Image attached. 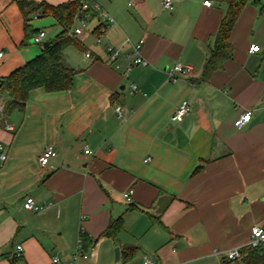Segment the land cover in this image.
<instances>
[{"label":"crops","instance_id":"crops-1","mask_svg":"<svg viewBox=\"0 0 264 264\" xmlns=\"http://www.w3.org/2000/svg\"><path fill=\"white\" fill-rule=\"evenodd\" d=\"M70 1L0 0V80L62 31L34 8ZM204 1L173 0L168 11L163 0H93L96 17L64 51L71 88H37L23 111L0 110V264H231L226 254L248 247L252 228L264 225V0L245 6L229 38L233 56L209 80L203 69L227 6ZM106 15L115 23L97 44ZM41 30L47 38L34 44ZM127 39L144 40L148 65L125 74ZM252 45L260 51L250 54ZM109 46L120 52L119 69ZM176 64L193 74L170 82ZM185 100L191 110L177 123ZM246 112L250 122L237 130ZM46 146L57 155L41 169ZM27 198L37 213L24 209ZM118 219L116 237L103 238ZM80 239L88 258L75 261Z\"/></svg>","mask_w":264,"mask_h":264},{"label":"trees","instance_id":"trees-1","mask_svg":"<svg viewBox=\"0 0 264 264\" xmlns=\"http://www.w3.org/2000/svg\"><path fill=\"white\" fill-rule=\"evenodd\" d=\"M85 1L89 10L82 12L81 4ZM93 0H76L57 6L40 4L33 12L41 10L40 16H52L56 19L62 31L49 41V46L43 48L40 55L27 62L22 68L13 72L7 78L0 80V97L7 96L8 100L3 110L4 116L13 111H23L28 100L29 92L44 87L49 92L69 90L75 70L64 62V51L77 44L76 38L70 36L74 20L83 15L96 17L92 9ZM258 5V0H219L227 6L226 14L214 37L209 56L206 59L203 78L209 80L211 75L220 70L224 63L232 58L233 48L229 42L231 32L249 2ZM121 219L112 222L102 234L103 238H115L122 229ZM84 246L88 239H84ZM84 251V250H83ZM242 264H264V251L250 247L241 250Z\"/></svg>","mask_w":264,"mask_h":264},{"label":"built area","instance_id":"built-area-1","mask_svg":"<svg viewBox=\"0 0 264 264\" xmlns=\"http://www.w3.org/2000/svg\"><path fill=\"white\" fill-rule=\"evenodd\" d=\"M163 7L168 10V11H173L174 9V5H173V0H163L162 2ZM129 5L132 7L135 5L134 1H131L129 3ZM212 3L210 0H205L204 1V6L206 7H211ZM92 8L94 10H98L97 6H92ZM81 9L82 12H85L87 10H89V5L83 1L81 4ZM40 14H36L35 18H39ZM89 16L86 15L85 13L79 17L76 18L77 22H78V26L72 30L70 32V36L73 38H79L80 36H82L86 30V19ZM106 18V23L108 25L102 26L99 30H98V36L96 38V43L100 44L102 42L101 39V35H103L106 31V29L109 27V24L112 25L114 24V19L111 18L110 16H105ZM47 38V33L44 30L39 31L38 33H36L33 36V42L34 44H42ZM126 44L131 45V52L126 56L127 60H128V65L125 68V74H128L131 71V68L133 66H143L146 67L148 65V62L143 58L142 56V49L144 46V40H140L139 42L135 43V44H131L130 40L127 39ZM106 51L108 53V62L110 64H114L116 69L120 68V64L117 63L118 59H119V50L113 48V47H107ZM260 51L259 46L256 45H252L249 48V53L250 54H255L258 53ZM3 54L0 53V59H2ZM85 58L86 59H91V54L90 53H86L85 54ZM193 74V69L189 66H183L181 64H176L173 67L169 68L166 70V75L167 78L170 82H176L178 79L180 78H184V77H189ZM131 89L133 92L137 91V87L132 85ZM0 110L3 111V107L0 106ZM191 108L189 105L188 101H183L179 107L177 108L175 114L173 115V121L180 123L184 120V118L188 115V113L190 112ZM116 112L119 115V117H121V108L117 107L116 108ZM251 119V113L250 112H246L244 113L239 119H237L234 123V126L237 130H242L249 122ZM7 131H12L13 129L11 128V126H6L5 128ZM1 149V146H0ZM85 154H91L90 150H85ZM57 155V151L55 149V147L53 146H46L44 148V150L42 151L41 155L38 158V164L41 167V169H45L46 167H48L51 163V161L56 157ZM1 161H5L6 160V155H1L0 157ZM134 191L131 189L128 192L124 193V198L127 201H130L131 196L133 195ZM24 209L30 212H34L37 213L41 207H39L35 201V199L33 198H27L24 202ZM248 247L253 248V249H259L264 251V225H260V226H255L252 228L251 230V238H250V242L248 244ZM23 251L22 246H17L16 247V253L17 255H20ZM80 258H88L87 254L84 253L83 251V244H82V240L80 239L78 244H77V248L75 251V255H74V260H78ZM242 254H241V250L240 249H235L232 250L230 252H228L226 254V259L229 263H236V264H242ZM59 262L58 259H54L53 260V264H57ZM143 264H157L155 262H151V261H144Z\"/></svg>","mask_w":264,"mask_h":264},{"label":"water","instance_id":"water-1","mask_svg":"<svg viewBox=\"0 0 264 264\" xmlns=\"http://www.w3.org/2000/svg\"><path fill=\"white\" fill-rule=\"evenodd\" d=\"M49 46V42H45L44 44H43V48H47ZM115 253H116V259L119 257V250L118 249H116V251H115ZM16 255V254H15ZM15 255H14V257H15Z\"/></svg>","mask_w":264,"mask_h":264},{"label":"rangeland","instance_id":"rangeland-1","mask_svg":"<svg viewBox=\"0 0 264 264\" xmlns=\"http://www.w3.org/2000/svg\"><path fill=\"white\" fill-rule=\"evenodd\" d=\"M91 22H92V18L91 17H88L86 19V26H89ZM86 29H87V27H86ZM52 37H53L52 39H54L56 36H52ZM231 264H236V263H231Z\"/></svg>","mask_w":264,"mask_h":264}]
</instances>
